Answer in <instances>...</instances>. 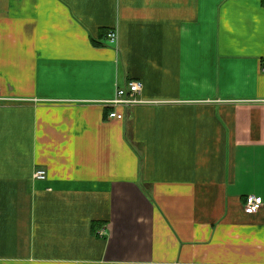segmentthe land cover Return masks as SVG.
<instances>
[{
  "label": "crops",
  "instance_id": "obj_1",
  "mask_svg": "<svg viewBox=\"0 0 264 264\" xmlns=\"http://www.w3.org/2000/svg\"><path fill=\"white\" fill-rule=\"evenodd\" d=\"M263 64L264 0H0V264H264Z\"/></svg>",
  "mask_w": 264,
  "mask_h": 264
},
{
  "label": "built area",
  "instance_id": "obj_2",
  "mask_svg": "<svg viewBox=\"0 0 264 264\" xmlns=\"http://www.w3.org/2000/svg\"><path fill=\"white\" fill-rule=\"evenodd\" d=\"M107 38L112 44L117 43L118 35L116 30H110L107 34ZM264 72V64L262 66ZM143 82L141 81H130L127 86L118 88L113 99L106 101V105L109 108L108 118L115 120H123L125 118L126 110L130 107L145 103V100L140 98L143 91ZM4 98L0 97V100ZM36 179H46L47 171L39 169L34 174ZM264 202L260 196L248 195L244 204V210L247 213L254 214L258 212L263 206ZM104 233L103 231L101 232Z\"/></svg>",
  "mask_w": 264,
  "mask_h": 264
},
{
  "label": "trees",
  "instance_id": "obj_3",
  "mask_svg": "<svg viewBox=\"0 0 264 264\" xmlns=\"http://www.w3.org/2000/svg\"><path fill=\"white\" fill-rule=\"evenodd\" d=\"M108 112H109V110H108ZM108 112H107V114H108ZM245 201H246V199H245ZM245 201H244V204H245Z\"/></svg>",
  "mask_w": 264,
  "mask_h": 264
}]
</instances>
